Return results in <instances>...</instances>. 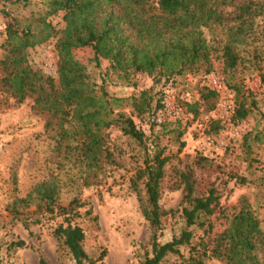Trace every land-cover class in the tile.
Instances as JSON below:
<instances>
[{"label":"trees","instance_id":"obj_1","mask_svg":"<svg viewBox=\"0 0 264 264\" xmlns=\"http://www.w3.org/2000/svg\"><path fill=\"white\" fill-rule=\"evenodd\" d=\"M29 6L32 0H0ZM44 12L20 20L10 13L0 59V87L11 93L18 103L34 100V109L51 117L46 125L59 131L53 136L61 152L79 154L89 168L98 167L106 146L105 130L117 126L123 134L142 147L145 161L131 180L137 194L141 213L148 222L151 237L145 258L140 264H165L170 257L182 259L180 264H205L208 257L224 264H264L259 254H264V230L261 221L248 203L238 208L228 223V228L210 247L206 238L213 232L212 221L225 214L218 191L211 187L206 194H198L193 170H177L178 189L183 198L178 211H167L160 204L162 183L168 158L165 149L138 128L132 114L154 123L163 112V97L155 99L152 90H144L139 99H133L132 114L116 112L122 100L110 95L102 86L99 89L90 81L81 63L74 59V51L89 48L99 66L108 61L111 72L126 85L135 86V76L147 75L156 83L175 81L186 75L209 76L222 71L226 76L240 68H253L264 58V0H41ZM63 13L65 27L57 30L49 18ZM220 31L223 37L214 35ZM210 33V36H208ZM263 36V43L262 38ZM56 39L58 78L34 70L28 60V50ZM254 47L251 52L249 48ZM264 86V73L261 74ZM227 85L234 89L240 102L232 121L238 125L257 108L248 99L239 84ZM218 93L203 88L200 102L188 104V112L199 116L204 105L207 112L216 108ZM145 116V117H144ZM212 122V131L220 129ZM183 133H179L181 137ZM76 143V145L74 144ZM185 144H182L183 148ZM207 159H200L199 163ZM36 206L43 215L64 218L54 231L57 240L71 255L76 264H97L85 248L86 235L82 227L72 224L82 207L77 198L61 205L59 185L51 181L38 183L25 197L16 199L9 208L21 214L20 208ZM180 213L182 228L168 242L161 243L163 219ZM39 221V220H38ZM28 227V224H25ZM202 231L199 244L193 245L195 232ZM189 247L185 257L182 247ZM11 249H23L26 242H12ZM106 251L98 261L102 260ZM39 264H48L41 258Z\"/></svg>","mask_w":264,"mask_h":264},{"label":"rangeland","instance_id":"obj_2","mask_svg":"<svg viewBox=\"0 0 264 264\" xmlns=\"http://www.w3.org/2000/svg\"><path fill=\"white\" fill-rule=\"evenodd\" d=\"M3 9L14 18L25 20L37 12H44L41 0L22 4L0 3V59L4 56L3 45L7 39L9 19ZM57 30L65 27L63 13L49 18ZM264 25V17L259 20ZM210 36V33H208ZM215 37L223 34L218 31ZM262 38L263 43V36ZM56 39L28 50V60L34 70L46 76L58 78V55ZM252 52L254 47L249 48ZM74 59L83 65L90 81L104 87L112 96L122 100L116 112L132 114L133 99H139L144 90H152L155 99L163 97L165 108L158 114L163 121L151 124L148 118L139 119L132 114L137 126L147 136L148 143L155 141L165 149L168 158L165 178L162 183L161 206L167 210L181 208L183 193L177 188L176 171L193 170L198 194H206L214 187L221 199L225 214L212 221L213 232L206 238L212 247L220 234L228 228L231 217L244 203H248L261 221L264 230V58L256 67L240 68L237 73L226 76L215 71L204 74L186 75L175 81L156 83L147 75L138 74L135 86L122 84L111 72L108 61L98 66L91 49L74 51ZM216 74L224 81L225 89L217 92L216 108L207 112L204 105L199 116L188 112V104L200 102V90L210 87V76ZM239 84L248 99L257 103L249 117L236 125L232 118L240 100L233 88L226 83ZM215 91V90H213ZM34 100L18 103L11 93L0 87V264H39L43 257L48 264H76L54 235L55 229L67 223L57 215H43L35 205L20 208L21 214L9 211L12 203L27 196L43 181L55 182L60 188L61 205L77 198L82 207L72 224L83 228L85 250L97 260V264H140L150 250L151 230L144 219L137 194L131 188V180L143 167L145 153L137 142L125 136L121 129L113 126L105 130L106 146L98 167L89 168L79 154L67 155L63 147L58 152L53 136L59 128L46 127L51 121L47 114L37 112ZM169 107V108H167ZM158 116L156 118H158ZM145 117V116H144ZM212 122H219L218 132L212 131ZM179 133H183L180 137ZM76 145V143H74ZM182 144H185L183 148ZM206 163H199L200 159ZM180 213L163 219L160 242L165 243L182 228ZM39 220V221H38ZM25 224L29 226L26 227ZM202 231L195 232L193 245L199 244ZM23 240L26 247L11 249L13 242ZM189 247H182L185 257ZM106 251L102 260L98 259ZM264 263V254H259ZM182 259L170 257L165 264H180ZM205 264H224L208 257Z\"/></svg>","mask_w":264,"mask_h":264},{"label":"built area","instance_id":"obj_3","mask_svg":"<svg viewBox=\"0 0 264 264\" xmlns=\"http://www.w3.org/2000/svg\"><path fill=\"white\" fill-rule=\"evenodd\" d=\"M210 87L211 89L220 92L223 91L226 86L223 80L219 79L216 74H212L210 76ZM157 121L161 123L163 119L160 116H158Z\"/></svg>","mask_w":264,"mask_h":264}]
</instances>
